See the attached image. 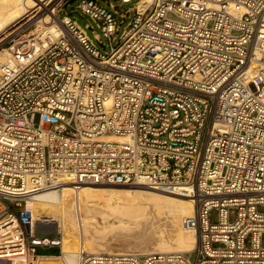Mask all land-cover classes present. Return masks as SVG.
Returning <instances> with one entry per match:
<instances>
[{
    "label": "built area",
    "instance_id": "built-area-1",
    "mask_svg": "<svg viewBox=\"0 0 264 264\" xmlns=\"http://www.w3.org/2000/svg\"><path fill=\"white\" fill-rule=\"evenodd\" d=\"M66 1L0 32V264L62 255L32 206L61 174L195 194L193 250L80 245L77 264H264V0H79L100 46Z\"/></svg>",
    "mask_w": 264,
    "mask_h": 264
},
{
    "label": "bare ground",
    "instance_id": "bare-ground-1",
    "mask_svg": "<svg viewBox=\"0 0 264 264\" xmlns=\"http://www.w3.org/2000/svg\"><path fill=\"white\" fill-rule=\"evenodd\" d=\"M55 2L0 0V32L30 11L44 13ZM144 2L150 0H141L139 4ZM38 22L50 23L47 15ZM6 55L5 50L0 51V62L4 61ZM58 180L60 187L36 193L32 206L35 218L45 217L54 223L48 225H56L59 229L62 235L60 257L65 264H77L80 245L91 252L107 250V235L140 239L156 235L158 245L132 251L139 253L191 251L196 246L195 232L182 224L184 217L194 212L195 194L189 186L159 190L145 186L81 185L74 189L70 174H61ZM94 208L99 209L98 219L92 213ZM158 220L171 227L170 243L163 240L162 231L157 229Z\"/></svg>",
    "mask_w": 264,
    "mask_h": 264
},
{
    "label": "rangeland",
    "instance_id": "rangeland-1",
    "mask_svg": "<svg viewBox=\"0 0 264 264\" xmlns=\"http://www.w3.org/2000/svg\"><path fill=\"white\" fill-rule=\"evenodd\" d=\"M78 1L79 0H67L64 3L63 8H61V10L59 12V15L60 16L64 15L63 9H65L66 10V13H68L71 17H73L76 20V22L79 24V26L82 29L85 30L86 34L91 39V41L94 44H96L97 46H100L99 43H98V41H97V39H96V34H100V30H99V28H97V26L95 25V23L92 22V20L88 16L83 15L81 13L80 14H81L82 17H79L75 13H73V14H70L69 13L70 12V6H75L78 3ZM135 1L136 0H132L128 5H133V3ZM99 2H101L104 6H108V2L109 3H114V4L117 5L116 0H106V2L104 0H99ZM126 7H127L126 4H123L121 6H118L119 9H125ZM36 11H38V10H36ZM36 11H33L31 14H35ZM38 13H43V11L38 12ZM40 16L42 18L43 15L40 14ZM87 22H90L92 24V29L93 30L90 29L87 26ZM122 28H123V25L121 26L119 32L117 33L116 39H118V37H119V35H120L121 31H122ZM100 37L103 40V42H105V39H103L102 36H100ZM88 187H91V186H88ZM93 187H100V186H93ZM102 187H105V186H102ZM106 187H109V186H106ZM110 187H112V186H110ZM119 187H136V186H119ZM174 188H184V187L177 186V187H174ZM97 189H100V188H97ZM97 209L94 208L93 211H92V213H95L94 215L98 219L99 218V213H98L99 212V209H98V212H97ZM95 210H96V212H95ZM259 210H263V208L260 207ZM234 216H235V210L232 209V210H230V220H233L234 219ZM216 219H217V212H216V210H212L211 211V221L212 222H215ZM158 222L159 223L157 225V229L160 230V231H162V233H163V240L166 243H170L169 238H170L171 233H172L171 227H169L168 225H166L165 223H163L162 220H158ZM48 235L53 236L54 234L53 233H50ZM106 240H107V244L109 246L107 245V250H104V251H107V252H109V251H111V252H116V251H134V250H137V249L143 250V249H147V248L148 249L149 248L151 249L152 247L157 246L158 245L157 243L159 242L158 239H157V237H156V235H150L148 237H144V238H141V239L140 238H133V237L132 238L111 237L110 235H107L106 236ZM155 240H157V241H155ZM57 252H58V249L57 248H49V249H41V248H38L37 249V253H39V254L40 253L41 254H53V253H57ZM47 261L50 262L51 264H63V263H65L64 260H63V258H61L60 256L59 257H56V258H52V259L47 260Z\"/></svg>",
    "mask_w": 264,
    "mask_h": 264
},
{
    "label": "water",
    "instance_id": "water-1",
    "mask_svg": "<svg viewBox=\"0 0 264 264\" xmlns=\"http://www.w3.org/2000/svg\"><path fill=\"white\" fill-rule=\"evenodd\" d=\"M70 14H77L79 17H82L81 14L79 12H77L75 9H74V6H70Z\"/></svg>",
    "mask_w": 264,
    "mask_h": 264
},
{
    "label": "crops",
    "instance_id": "crops-1",
    "mask_svg": "<svg viewBox=\"0 0 264 264\" xmlns=\"http://www.w3.org/2000/svg\"><path fill=\"white\" fill-rule=\"evenodd\" d=\"M54 254H56V253H53L52 255H54Z\"/></svg>",
    "mask_w": 264,
    "mask_h": 264
}]
</instances>
